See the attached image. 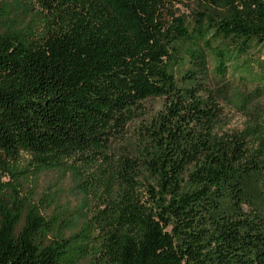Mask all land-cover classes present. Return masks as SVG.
<instances>
[{
	"label": "trees",
	"instance_id": "obj_1",
	"mask_svg": "<svg viewBox=\"0 0 264 264\" xmlns=\"http://www.w3.org/2000/svg\"><path fill=\"white\" fill-rule=\"evenodd\" d=\"M36 1L39 26L0 27V168L100 162L97 264H264V122L228 125L208 71L264 45V0ZM19 191L0 183V264H64L77 235Z\"/></svg>",
	"mask_w": 264,
	"mask_h": 264
},
{
	"label": "rangeland",
	"instance_id": "obj_2",
	"mask_svg": "<svg viewBox=\"0 0 264 264\" xmlns=\"http://www.w3.org/2000/svg\"><path fill=\"white\" fill-rule=\"evenodd\" d=\"M178 8L185 11L182 6L178 5ZM43 15L45 12L36 0H0V27L39 26ZM255 60L264 64V45L253 48L246 56L237 59L229 56L225 60L226 73L220 78L214 72V57L208 56L210 82H226L228 86L226 96L230 102L221 103L224 108L223 120L228 122V125H240L249 117L264 122V81L259 83L254 77L259 69L258 63L252 62ZM250 64H254L250 66L253 74L245 70ZM215 79L218 82H215ZM256 86H261L263 93L247 106L249 113L241 114L235 111L232 104L234 94L251 93ZM149 105L155 110L161 106V102L155 100L149 102ZM137 125L138 122H133L126 130L129 137H132V128L136 129ZM253 141L256 146L264 145V137L260 132L254 135ZM102 167L100 162L65 160L52 168L39 170L30 163V158L22 153L8 163L7 170L0 168V183H19V194L37 204L41 213L50 217L53 231L72 235V238L77 235L74 237L76 244L68 248L64 264H97L94 249L98 234H95L97 229L93 224L96 225L95 215L102 208L100 203L106 195ZM89 226L94 231L93 238L79 237L84 230L87 233Z\"/></svg>",
	"mask_w": 264,
	"mask_h": 264
}]
</instances>
